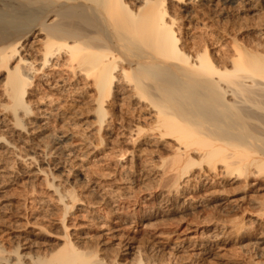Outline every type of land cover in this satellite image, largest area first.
Wrapping results in <instances>:
<instances>
[{"label": "rangeland", "instance_id": "374dc122", "mask_svg": "<svg viewBox=\"0 0 264 264\" xmlns=\"http://www.w3.org/2000/svg\"><path fill=\"white\" fill-rule=\"evenodd\" d=\"M170 13L190 51L207 45L219 65L237 45H264L257 35L264 0H188ZM67 68L35 74L26 98L31 113H17L29 133L0 130L14 145L5 159L0 144V235L55 242L57 197L71 190L78 199L65 224L76 239L98 243L107 264H264V164L227 173L223 162L205 160L174 185V139L150 130L154 114L130 87L112 99L114 118L100 126L91 81ZM136 123L144 127L139 135Z\"/></svg>", "mask_w": 264, "mask_h": 264}, {"label": "bare ground", "instance_id": "6f19581e", "mask_svg": "<svg viewBox=\"0 0 264 264\" xmlns=\"http://www.w3.org/2000/svg\"><path fill=\"white\" fill-rule=\"evenodd\" d=\"M245 1L249 6L255 2ZM187 3L0 0V130L27 134L21 116L31 113L26 98L35 74L64 65L91 81L100 126L113 117L117 101L112 99H121L130 87L154 114L150 130L174 139L169 169L177 171L171 175L174 185L185 168L205 160L223 162L227 173H247L250 164H264V45H237L222 65L207 45L190 51L170 13ZM257 35H264V28ZM142 126L135 125L134 135L143 132ZM0 144L5 159L14 156V145L3 134ZM70 191L57 197L62 202L58 239L49 243L42 235L16 240L0 235V264L108 263L98 243L78 240L68 230L65 220L78 199Z\"/></svg>", "mask_w": 264, "mask_h": 264}]
</instances>
